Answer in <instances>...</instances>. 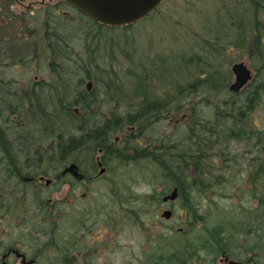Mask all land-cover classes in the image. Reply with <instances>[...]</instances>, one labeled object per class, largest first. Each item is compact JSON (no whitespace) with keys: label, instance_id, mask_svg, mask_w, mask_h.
<instances>
[{"label":"rangeland","instance_id":"374dc122","mask_svg":"<svg viewBox=\"0 0 264 264\" xmlns=\"http://www.w3.org/2000/svg\"><path fill=\"white\" fill-rule=\"evenodd\" d=\"M69 17L65 18L66 27L68 30L71 28L69 32L72 35L68 34L67 39L50 41V51L40 55L37 53L36 59L33 60L36 75L34 90L38 85L49 84L54 77L61 79L59 83L64 82L62 81L64 79L70 80V85L74 87L69 91L71 95L90 91L94 97H100L101 106L109 111L107 114H102L109 118L105 121L106 129L98 134L105 136L112 131H117L113 130L114 123L110 117L114 114L127 117L126 115L130 112L137 114L141 105L145 104L142 103L145 96L153 94L158 107L154 112L155 115L146 117L149 118L148 120L126 122L120 128L122 130L120 134L118 132L112 135V138L121 137L118 145L129 147L134 145L135 149L141 150L144 154L153 151L157 155L159 153L170 154L169 148H172L170 147L172 144L174 148L178 144H183L182 142L184 144L193 143L194 137L196 138L195 143L200 144L198 139L206 140V131L211 127L225 139L223 143L207 147L211 148L205 157L208 161L209 173L202 175L203 179H196V185L189 192L194 202L196 196H203L204 202L201 201L198 208L199 212H202V218L187 217V212L195 209H188L184 198L161 205L160 197L156 198V195L152 194V189L160 192L168 186L161 178L164 170L155 166L154 158L156 157L153 155L146 154V160H140V164L131 161L132 165L136 166L130 170L126 169V173L122 169L118 171L121 174L117 175V184L124 181L125 188L120 189L116 184V192H119L120 196L117 195L118 201H116L115 208L124 209L130 205L132 210L129 218L124 217L116 225V230H110L111 235L107 242H102L104 236L98 238L100 255L105 256L109 251L111 264H126L129 261H126V258L130 259V257L132 260L129 264H139V257L147 260L150 258V261L154 262L159 256L166 259L163 262L160 261L161 264H172L174 257L170 256L177 251L175 244H202L207 238L206 235L210 240L213 218L220 215L219 209L212 208L211 210L210 205L213 200L222 206L239 205L244 200L240 186L255 189L253 184L257 183L258 188L259 184H264V165L261 167L257 163L259 159L264 160L263 105L258 108V118L245 117L244 119L238 115V110L233 109L236 106L234 102H237L239 96L236 98L227 95V104H223L226 98L225 86L234 79V74L231 72L234 62L244 61L247 65L253 64L252 66L264 64V51L262 50L264 45L257 40L258 34L264 33V0L253 2L250 0H164L153 13L133 25L115 28L103 24L96 26L83 19L81 29L84 28L82 30L86 32L83 37H80L82 35L76 31L80 21L76 20L77 17L73 14ZM97 35L103 37L98 43L95 37ZM94 43L97 45L95 53H97L99 67H93V71L90 70L91 73H89L92 77L84 80L82 79L83 73L79 72L80 67L75 68V73H72V70L76 62H81L83 58L94 53L92 50ZM46 64L48 69L44 67ZM28 65L29 63H26L21 68L26 78L28 74L30 75ZM3 71H5L2 73L4 77L9 75L14 81L8 86L9 92H0V98H7L10 101L8 104L5 100H0L2 109L0 111L3 115H8L5 119H9L11 115L12 121L16 122L4 124L9 130L6 134H0V145L3 136L6 137V142H12L13 145L32 146L34 142L36 147L42 145L43 142L47 146L57 145L54 138L58 137V133L64 140L63 134L69 131V124L65 129L58 131L57 129H61L64 125L58 120L55 122L56 126L54 124L51 126L52 121L50 123L45 120L38 122L33 118V121H28L25 117L27 115L20 114V110H26L29 113L31 107L37 111L38 106L33 104L28 108L18 102V96L12 91L16 90L19 85L15 78L18 74L22 75L21 71L14 69H3ZM109 74L113 75L120 85L117 94L110 89L112 81L107 78ZM89 82L91 86L88 88L87 83ZM263 100L264 98L261 102ZM86 111L84 109L83 113ZM72 113L77 112L75 110L69 114ZM191 117L196 121H192L194 125L188 126ZM76 118L78 119L76 116L72 117L74 120H77ZM199 120H201L200 124L197 125ZM73 122L71 120L70 124ZM251 128L259 130L260 137L263 136V142L259 146L248 148L245 147L242 137L235 138L234 135L239 129L246 131ZM191 129L194 130V137L189 135L192 134ZM28 130L34 134L33 141L23 139ZM197 132H202V136H197ZM212 133L214 135V132ZM215 137L214 135L213 139ZM98 138L100 137H97L96 141ZM131 142L136 143L129 144ZM154 142L162 147L161 150L156 149ZM250 142L252 143V140ZM224 146L229 150L226 153ZM36 147H33L36 151L35 158L39 161L40 152L36 150L39 149ZM50 153L45 154L41 159V168L34 165L30 170L36 171V168H40V171H50L54 166V163H51L52 159L60 163L57 155L50 158ZM253 156L257 158L255 162L249 158ZM3 170L5 172V166ZM243 171L255 174L258 178L251 177L252 180L249 182L244 179L239 186L236 179ZM261 174L263 176H260ZM153 176H157L160 180L157 183H151ZM219 182L225 183L226 187L219 189V184H221ZM255 191L259 190L256 188ZM249 199L253 200L254 197H249ZM102 201L103 199L99 200V202ZM166 208L173 209L170 219L160 216V210ZM206 211L209 212L208 219ZM243 216L235 215L236 219L233 216L232 221L235 222L234 227L238 235L234 236L231 241H227L225 245L242 261L249 258L251 260L247 262L249 264L255 262L264 264V251L245 249L239 244H250L249 241L242 239L236 241L241 234V237L252 238L253 244L257 243L253 236L255 229L250 225L251 216ZM40 219L44 220L41 217H33L34 222L33 220L24 221L28 224L25 225L26 228H21L22 235L39 236L40 241L36 242L39 243L37 249L41 251H43V246L40 244L42 241L49 244H61L63 229L60 218L51 217L50 223L41 222ZM31 224L32 227H29ZM37 225H44L43 230L40 228L41 231L36 232ZM179 227H183L184 230L180 232ZM262 231L264 232V227ZM4 235L9 237L7 234ZM22 235L20 239L32 240ZM80 237L83 241L84 236ZM106 243H108L107 246L104 245ZM110 243H114L111 244V252L115 259L110 253ZM206 244H208V250H205V247L201 250V255L206 259L205 262L220 264L221 249L217 244L211 242ZM181 249L182 247H178L179 251Z\"/></svg>","mask_w":264,"mask_h":264},{"label":"flooded vegetation","instance_id":"af4514ba","mask_svg":"<svg viewBox=\"0 0 264 264\" xmlns=\"http://www.w3.org/2000/svg\"><path fill=\"white\" fill-rule=\"evenodd\" d=\"M72 14L77 17L76 20L80 21L81 25L76 27V31L82 35L80 37L86 33L82 30L84 28L81 29L83 19L92 25H99V22L92 20L67 0H0V92H2L4 84L10 86L14 81L9 75H7L8 77L3 76L2 73H5L3 69L21 71L22 75L18 74L15 78L19 85L16 90H12L18 96V100L25 99L26 91H34L36 75L33 60L36 59L37 53L40 55L50 51V41L67 39L69 35H72L69 32L71 28L67 29L65 20ZM257 37V40H260L264 45V33L258 34ZM262 50L264 51V48ZM240 62L249 68L251 77L242 87L235 90L231 89V84L235 80L234 75L233 81L225 86L226 98L223 100V104H227V95L236 98L239 96L237 102H234L238 115L244 119L245 117L255 119L259 117V106L263 105L262 107H264V100L261 102V99L264 98V64L252 66L253 64L247 65L244 61ZM26 63H29L30 71L27 78L24 77V71L21 70ZM46 65L44 67L48 69V65ZM231 72L233 73L232 66ZM87 85L90 87L91 84ZM0 100L10 103L7 98H0ZM75 116L80 120L85 114L78 113ZM192 121L195 119L191 117L188 126L194 125ZM193 131L191 129L190 136L192 137H194ZM258 131L255 128L245 131L246 133L242 137L245 147L259 146ZM206 132L205 147H213L221 143L216 137L213 139V127L208 128ZM119 137L114 138L111 143H98L87 149L80 147L81 150H77L73 154L67 151L68 146L64 144L61 146L46 145L43 147L45 148L44 152L49 155V152L57 150V159L60 161L57 163L54 159H50L51 163H54L50 171H40V168H36V171L30 170L33 168L30 164L35 160L36 152L32 146H28V148L19 145L11 149L12 152L15 150L19 152V148H24L29 153L32 152V159L21 168L15 166L18 160L11 156H5L4 149L10 148L0 147V264H111L109 251L105 256L100 255L98 238L104 236L102 242H107L110 239V230H116V225L131 214L130 205L124 209L115 208L116 201H118L117 195L120 196L119 192H116V184L117 175L121 174L118 173L119 170L122 169L125 172L126 169L130 170L136 166L125 159V155L129 153V149L127 150L129 146L118 145L121 139ZM195 140L194 137L193 147L196 144ZM49 157L51 158L53 155L50 154ZM249 158L254 160L255 156ZM171 164L177 163L172 162ZM24 170L30 171L25 172ZM245 180L249 182L250 179L245 177ZM6 182L7 185H5ZM123 183L125 182L120 181V185L117 184V186L122 189ZM171 186L168 184L166 188L162 189V192L165 191L164 196L170 195L176 189V197L169 199L168 195V200L164 199V204L162 202L161 205L169 204L178 198L180 187L177 179ZM181 192L184 194L183 189ZM101 199L103 201L99 202ZM161 205L160 208H162ZM166 209L171 211V215L164 218L170 219L173 209ZM164 210L161 209V213ZM161 213L160 216H162ZM33 217L44 218L40 221L47 223H50L51 217H59L63 229V235L60 238L61 244H49L42 241L40 244L43 246V251H41L37 249L39 243L36 242L40 241L39 236L22 235L21 230L28 224L24 221H32ZM43 226L37 225L35 231L43 230ZM29 227H32V224ZM183 230V227H179L180 232ZM20 235L26 239L32 238V240H22ZM80 236H84L83 241ZM111 244L114 243L109 244L112 254ZM104 245L107 246L108 243ZM205 245V250H208V244ZM239 245L242 247V244ZM175 246L177 247L176 256L173 258L175 264H207L206 259L201 255V244H175ZM178 247H182L181 251L178 250ZM237 249H239L238 246ZM220 252V264H228L230 260H240L238 255L231 251L221 250ZM112 258L115 259V256L113 255ZM131 260V257L130 259L126 258L128 261L126 264H129ZM138 260L139 264H148L149 262H151L150 264H161L166 259L159 256L154 262L150 261V258L147 260L139 257ZM240 261L242 262V260Z\"/></svg>","mask_w":264,"mask_h":264},{"label":"bare ground","instance_id":"6f19581e","mask_svg":"<svg viewBox=\"0 0 264 264\" xmlns=\"http://www.w3.org/2000/svg\"><path fill=\"white\" fill-rule=\"evenodd\" d=\"M79 25H81V24H79ZM95 37L97 38V43L100 40L102 41V39H103V37H100L99 35H97ZM94 44L95 45H92L93 46L92 50H94L93 54H90L86 58H83V60L81 62H76L74 67L71 66L74 68L72 70V73H75V68L79 69V67H80L79 72L83 73L82 79H84V80L89 78V77H92L89 73H91L90 70L93 71L92 70V69H94L93 67H95V68L99 67L97 65V55H96L97 53H95L96 52L95 50L97 49V45H96V43H94ZM107 78L111 79V81H112V87L113 88L110 87V89H112L114 91V93L117 94V92H119V90H120V85L117 83V81L115 80L113 75L109 74V76ZM68 82L70 83V81H68ZM63 83H65V81ZM63 83H58L56 86L57 87L56 89L54 88V84L49 83V84H45L44 86L38 85V87H36V89L32 92L26 91L27 96H25V99H19V101L22 104L26 105L28 108L31 107L33 104L37 105L38 108H37V111H35L31 107V110L29 113L26 110H20L19 112L22 115H27L25 117L27 118L28 121H31V120L33 121V119L38 120V118L36 116L39 113V114H43V116H44L43 120L47 121L48 123H50L52 121L51 126H54L55 122L57 120L64 123V125L61 126V129L60 128L57 129L58 131L65 129L69 124L70 125V126H68L69 131L66 133L63 132V133H65L63 135H64V140H65L64 145L68 146L67 151L71 152L72 154L77 150H81V148L87 149L89 146L96 145L98 143H100V144L111 143L113 141L112 139H114V138H112V135H116L118 132L120 134L122 132V130H120V128H122L123 124H125L126 122H131V120H133V121L138 120L139 121L140 119H147L146 117H148V116L153 117V115H155L154 112H156L157 108H158L157 102H155L156 99L153 96V94H151V93L147 94L145 96V98L143 99V102H142L145 104L141 105L137 114L130 112V113H128V115H126L127 117H123L120 115L117 116L115 114L112 117H110V119H112L111 121L114 123V129L113 130H117L116 132L112 131L108 136L98 135L106 129L105 121L109 120V118L104 117L102 115L105 113L107 114V112H109V111H107L106 109H104V107L101 106L102 101H101L100 97H97V96L94 97V95H93V97L92 98L90 97L86 102L83 100L82 101L78 100L77 102H80L81 106L79 105L80 107H75L73 105V103L75 100L78 99L80 94L71 95V93L69 91H70V89L72 90V88H74V87H72L73 85H70L71 87L68 86L69 90H66L64 92L61 91L60 88L63 85H65ZM89 83H87V84H89ZM87 87H88V85H87ZM8 90H9L8 86L6 84H4V86H2V92L7 93V92H9ZM81 96H83V94ZM85 99H87V97H85ZM155 104H156V106H154ZM84 109H86L88 112L86 111L84 113L85 116L82 119H80V120L77 118H76L77 120L72 119V117L75 116L76 114H78V113L82 114ZM233 109L236 110L235 107H233ZM75 110L77 113L69 114V113H71V111H75ZM32 112L35 114V116H34V114H32ZM223 112L224 111H222V113ZM45 113H47V114H45ZM152 113H154V114H152ZM111 114H113V113H111ZM9 116H10L9 119H5V117L8 118V115H3V113L0 111V134L1 133L6 134L7 130H9V128L6 125H4L6 122H10L12 124H14V122H16V121H12L13 117L11 115H9ZM68 117H70V118H68ZM71 120L74 121L72 124H70ZM147 120H145V121H147ZM39 122H41V120ZM72 125H74V126H72ZM52 132L55 133L53 131V129H52ZM213 132H214V135L216 136L217 140L219 142L223 143L222 141L225 139L222 138L221 135H219L217 132H215V131H213ZM245 133L246 132L244 130L239 129L238 132H236L234 136L236 138L243 137L245 135ZM97 137H100V138H98L96 141ZM1 138L3 139V141L1 142L2 144L0 145V147L5 146L7 148H10V149H4L5 156H11L15 160H18V163L15 165L17 168L23 167L24 164H26L27 162H29L32 159V152L29 153L24 148H19L18 149L19 152H17L16 150L12 152L11 149L14 147H17L19 145H13L12 142L10 143L9 141L6 142L5 141L6 137H4V136ZM23 139L33 141L34 134L30 130H28V132H26L25 137ZM135 143L136 142H131L129 144H135ZM153 144L157 150H161L162 147L160 145L156 144L155 142ZM31 145H32V147H34V146L36 147V144H34V142ZM25 146L28 147L30 145H25ZM37 146L38 147H36V148H39V149H36V150L40 152V156L38 159L39 161H36V158L34 157L35 160L33 159L34 161L30 165H31V167L36 165V166L41 168V159L44 158V155L46 154L44 152L45 148H43V147L46 145L43 142L42 145H37ZM180 146L183 147L182 144H178L175 148H173V147L169 148L170 155H172L176 159H178L179 155L182 156V151L180 150ZM192 147H193V145H192ZM128 149H129V153H131L130 155H127L125 157V159H128V161H133L137 164H140V160L145 159V155L147 153L144 154V152H141V150L135 149L134 145L127 148V150ZM224 151H225V153L229 151L226 146H224ZM56 152H57V150H53V151H51L50 154L51 155H57ZM221 153H222V150H221ZM160 154L162 155V157H166L169 155V154L164 155L163 153H160ZM143 162H145V161H143ZM175 162L177 164H172L173 165L172 168L176 169V172L170 173L169 169L167 170V172L170 175H172L174 177V179H177V180L184 179L186 177L189 181L192 180L191 182L195 183L196 179H198V178L200 179V177L202 175L209 173V169L207 168L208 161H206V159L205 160L204 159H196V160H191V161H186V162L185 161L177 162L175 160ZM140 166L141 165H139V167ZM180 166H182V169H185V172L181 171ZM141 167H143V165ZM170 185H172V182H170ZM152 191H153L152 194L156 195V198L160 197L162 202L164 201V198L169 195V194H166L164 196L165 191L164 192H162V191L156 192L154 189H152ZM247 191H248L247 192L248 195L246 196L247 198L254 197L253 192H250L249 189ZM167 200H168V198H165V201H167ZM235 261H240V260H235Z\"/></svg>","mask_w":264,"mask_h":264},{"label":"trees","instance_id":"16d2710c","mask_svg":"<svg viewBox=\"0 0 264 264\" xmlns=\"http://www.w3.org/2000/svg\"><path fill=\"white\" fill-rule=\"evenodd\" d=\"M250 1L253 2L254 0H250ZM62 81H65V83L62 82L65 85H63L60 89H61V91L64 92L68 89V86H70V83L68 82L70 80L64 79ZM59 82H61L60 78L56 79L53 77V79L50 83L54 84V88L56 89L57 88L56 86ZM82 94H83V96H81ZM91 94L92 93L90 91H88V93L87 92L81 93L79 95L78 99L75 100L76 102L74 101L73 105L76 107H79V105L81 106L80 102H77V101L81 99V101L83 100L86 102L90 97H93V95H91ZM85 97H87V99H85ZM43 117H44L43 114L38 113V116H37L38 120L37 121L39 122L41 120L43 122L44 121ZM134 121H137V120H134ZM200 121L201 120H199V122H197V125L200 124ZM258 133H259V144H260L261 142H263V136L260 137L261 134L259 131H258ZM57 136L58 137L55 136V138H54L57 145H52V146H61L64 144V140H63V138L60 137V133H58ZM197 136H199V137L202 136V132H197ZM197 139H198V137H197ZM198 140H199L198 142H200V144L196 143L195 147H192V143H190V142H186L185 144H182L183 147L180 146V150L182 151V156L179 155L178 159L174 158L170 154L166 157H162V155L160 153L158 155L156 153H154L155 151H153L152 153H148V155H153V157H156V158H154V161L156 162L155 166L161 170H164V174L161 177L162 181H164L165 183H167L169 185H170V182H172V184H175L174 177L167 172L168 169L170 170V173L176 172V169H173L172 168L173 165L171 164L172 162H175V160L177 162H183V161L186 162V161H191V160H196V159H204L205 160V157L211 148L208 149L207 147H205L203 140H200V139H198ZM173 145L174 144H172L170 147H173ZM175 147L176 146H174V148ZM256 160H257V158L255 157V159L253 161L255 162ZM257 161H259V162H257V163H259V166L262 167L264 165L263 159H259ZM180 168H181V171L185 172V169H182V166H180ZM260 176H263V175L261 174ZM245 177H248L249 179L251 177L258 178L257 176H255V174L253 175L250 172H244L243 171L238 176V178H237L238 180L236 179L239 186L242 184ZM200 179H203L202 176L200 177ZM239 179L241 181H239ZM159 180L160 179L157 176H153V179H151V183H157ZM250 180H252V179H250ZM191 181H189L186 177L184 179L177 180V182H179V187H180L179 193H178V195H179L178 198H182V199L184 198L186 200V202H187L186 206L188 209H192V208L195 209V210H191V211L187 212V214H186L187 217L192 216L193 219L196 217L202 218V214H201L202 212L200 213L198 208L201 204V201L204 202V198L202 195H199V196H196V201L195 202L193 201L189 192H191L190 189L196 185V182L192 183ZM219 183H221V184H219V189L226 187L225 183H223V182H219ZM205 185L207 186L206 183H205ZM253 186L255 187V189L249 187L250 192L254 193V199L253 200L246 197L248 195L247 194L248 189H246V186H240L241 190L243 192V199L244 200H242L239 203V205L235 204V205H229V206H222V205L214 202V200L212 201V203L210 205L211 210H212V208L213 209H219L220 215L218 217L213 218V223H212L213 228L211 231V237L209 238L210 240H208V236L206 235L207 238H205L206 240H204V242L201 244L202 247H205L206 243L211 242L212 244H217L221 250H227L229 252L230 248L227 247V245H225V244H227L226 243L227 241H231L234 238V236L238 235V231L234 227L235 222H233L232 220L234 219L235 215L239 216V214H240V216H242V217H244L243 215H245V216L250 215L251 216L250 225H252L253 228L255 229L253 236H254L255 241L257 243L253 244L254 241L252 238L243 237V236L241 237V234L239 235V237L236 241H240L241 239L245 240V241H249L250 244H242L241 243L242 247H244L245 249H249V250L250 249H257V251L259 249H261V251H264V232L262 231L263 227H264V184H262V183L259 184V188H258L257 183H255V185L253 184ZM256 188L259 191L256 192L255 191ZM182 189H183V193H184V190L186 189L184 194H182V192H181ZM223 192H224V189H223ZM198 197H200L202 199H197ZM248 202H250V203L248 204ZM256 203H257V205L255 206ZM209 209H210V207H209ZM206 213H207L206 217L208 219L209 212L206 211ZM235 219H236V217H235ZM175 256H176V253H174V255H171L170 257H175ZM248 261H251V260H249V258H246V260H244V262H248Z\"/></svg>","mask_w":264,"mask_h":264},{"label":"water","instance_id":"95a60500","mask_svg":"<svg viewBox=\"0 0 264 264\" xmlns=\"http://www.w3.org/2000/svg\"><path fill=\"white\" fill-rule=\"evenodd\" d=\"M77 9L103 24L121 26L134 23L146 17L162 0H67ZM235 80L231 89H239L250 79V70L243 62L232 65ZM177 190L174 189L168 196L174 199ZM167 198V197H165ZM164 198V199H165ZM165 217H170L171 211L164 210ZM228 264H244L240 261L230 260Z\"/></svg>","mask_w":264,"mask_h":264}]
</instances>
